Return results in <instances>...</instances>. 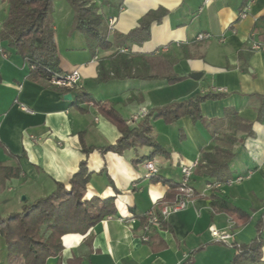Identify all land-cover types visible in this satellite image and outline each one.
Listing matches in <instances>:
<instances>
[{
    "label": "crops",
    "instance_id": "crops-1",
    "mask_svg": "<svg viewBox=\"0 0 264 264\" xmlns=\"http://www.w3.org/2000/svg\"><path fill=\"white\" fill-rule=\"evenodd\" d=\"M90 2L102 19L98 32L111 47L92 53L73 28L74 12L68 3L53 0L62 75L78 70L79 88L96 101L111 103L131 126V119L142 109L182 102L203 92H223V98L200 106L206 123L221 120V125L207 127L188 117L171 125L155 120L151 134L166 154L147 159L148 147L121 154L102 152L118 140L117 129L91 104H81V110L73 108L76 90L63 94L48 82L29 79L23 60L0 42V164L22 170L18 178L0 183V207L14 209L1 210L0 215L18 212L25 202L47 196L55 183L67 184L84 160L91 173L86 196L113 197L116 215L84 235L63 236L61 253L48 258L46 264H231L236 250L256 237L258 220L264 239V113L258 116L264 102V52L251 49L252 43H264V0H254L243 19L239 18L242 0ZM160 8L168 14L151 24L147 42L121 45L118 35H127L144 15ZM7 11V4L0 1V22ZM200 33L212 38L196 41ZM163 48L167 50L157 53ZM120 49L129 52L119 53ZM102 63L109 80L98 82ZM169 71L181 80L169 84L146 78ZM68 93L71 101L63 99ZM226 112L237 115L241 125L249 124V134L230 126ZM80 134L85 145L94 149L88 155L81 152ZM222 135L236 139L231 146V179L247 173L250 177L223 185L215 195L244 212L249 222L212 210L211 192L205 184L215 179L198 168L191 177L193 199L187 207L178 211L163 207L171 201V186L181 180V167L194 161L200 165L201 153H212L214 138ZM147 162L156 169L150 179L144 178ZM161 207L167 229L142 226L139 217ZM213 230L228 231L232 240L215 242ZM261 253L264 262V244ZM0 264H4L1 259Z\"/></svg>",
    "mask_w": 264,
    "mask_h": 264
},
{
    "label": "trees",
    "instance_id": "trees-1",
    "mask_svg": "<svg viewBox=\"0 0 264 264\" xmlns=\"http://www.w3.org/2000/svg\"><path fill=\"white\" fill-rule=\"evenodd\" d=\"M8 6L7 15L0 22V42L13 50L24 62L28 70V78L48 82L52 77L62 75L59 66V54L56 44L54 25L52 21L53 0H0ZM249 0H242V8ZM74 12L73 28L85 39L87 47L92 53L98 49H108L111 43L105 40L98 32L102 19L97 14V7L90 0H66ZM168 14L165 9L150 11L138 23V27L127 35H118L121 45H142L150 39V26L159 22ZM68 74V73H66ZM140 78V76H136ZM147 79H163L169 84L177 83L181 77L172 72L163 75L146 76ZM109 80L108 71L102 64L98 65V82ZM60 92H67L64 88L56 86ZM76 94L71 106L78 110L81 104H91L108 120L118 131L119 138L112 146L102 148V152L121 154L125 150L138 147H148L151 150L147 159L156 154H166L164 149L152 136V122L162 120L166 125H171L180 118L188 117L192 122H202L207 127H218L221 120H210L206 123L200 111V106L206 101L219 100L225 96L223 92L211 91L194 95L182 101L165 104L161 107L145 110V114L132 126L123 119L113 105L107 101H96L82 89H75ZM226 112L229 125L245 129L248 134L250 125H241L240 118ZM264 113V102L258 109V116ZM229 116V117H228ZM216 145L212 153H201V163L198 168L207 177L216 182L226 183L231 179L229 165L233 158L231 146L236 139L233 136L222 135L214 138ZM79 142L81 152L88 155L94 149L87 147L80 134ZM0 146H2L0 144ZM194 170V171H195ZM22 170L19 166L7 167L0 164V183L5 180L16 179ZM91 173L88 171L86 161H81L76 173L67 184L55 183V189L44 197L34 199L22 205L20 211L5 216L0 215V259L4 264H46V260L58 256L62 249V237L68 234L84 235L95 224L108 216L116 215L114 198L101 199L95 196L87 197L86 187ZM180 183L171 186L170 202H165L163 207L172 206L178 196ZM216 190L209 197L210 207L214 212H225L235 215L244 223L249 222V217L241 210L232 207L216 195ZM159 211L153 215L157 219L160 229H167V225ZM150 216L143 214L139 217L142 226H151ZM256 237L249 245L240 246L231 260V264H264L261 248L264 244L262 223L258 220ZM150 237L148 236V241Z\"/></svg>",
    "mask_w": 264,
    "mask_h": 264
},
{
    "label": "built area",
    "instance_id": "built-area-1",
    "mask_svg": "<svg viewBox=\"0 0 264 264\" xmlns=\"http://www.w3.org/2000/svg\"><path fill=\"white\" fill-rule=\"evenodd\" d=\"M253 1L254 0H249L247 2V4L243 7V9L241 10V12L239 14L240 19H243L247 16V11L249 9L250 4ZM110 23H112V20H109V24ZM211 38H212V35H210L208 33H200L195 37V40L196 41H203V40H208ZM221 40H223V39H221ZM251 49L254 51L264 52V43H252ZM166 50H167V48H163L160 51H158L157 53L165 52ZM118 52L119 53H128L129 50L120 49ZM80 78L81 77H80L78 70H74L71 73L61 75L59 77H52L49 82L53 86L61 87V88H64L65 90L69 91V90H75L78 88L79 82L81 80ZM22 110L24 112H28V110L24 107L22 108ZM144 114H145V110L142 109L138 115H136L135 117H133L131 119V122L132 123L136 122ZM197 165H198V162L194 161L188 166L181 167V180L179 182L180 187L178 189L179 196H178L176 202L170 207L171 211L183 210L192 201L193 191L190 187V182H191L192 174H193L195 168L197 167ZM144 167H145L144 178L150 179L156 175V169L151 162L145 163ZM249 177H250V174L247 173L246 175L236 176L233 179L228 180L226 183H219V182H216L215 180H213V181L207 182L205 184V189L207 191L212 192L213 190H218L223 185H231L233 183L239 184V183L243 182L245 179H248ZM163 213H166V210ZM148 215L151 217L149 220L150 224L158 226L157 225V219L153 215V211L149 212ZM211 237L213 238V240L215 242H221V243L222 242L225 243V242L232 240V234L226 230H224V231L213 230V231H211ZM184 258H187V257H184Z\"/></svg>",
    "mask_w": 264,
    "mask_h": 264
},
{
    "label": "water",
    "instance_id": "water-1",
    "mask_svg": "<svg viewBox=\"0 0 264 264\" xmlns=\"http://www.w3.org/2000/svg\"><path fill=\"white\" fill-rule=\"evenodd\" d=\"M195 74H191L190 75V77L191 78H195ZM63 99L65 100V101H71L72 100V95L70 94V93H68V94H66L64 97H63ZM21 200L22 201H24L25 200V197H21Z\"/></svg>",
    "mask_w": 264,
    "mask_h": 264
},
{
    "label": "rangeland",
    "instance_id": "rangeland-1",
    "mask_svg": "<svg viewBox=\"0 0 264 264\" xmlns=\"http://www.w3.org/2000/svg\"><path fill=\"white\" fill-rule=\"evenodd\" d=\"M64 1H66V0H64ZM66 3H67V2H66ZM53 10H55V9H54V7L52 6V13H53ZM51 17H52V15H51ZM52 21H53V20H52ZM21 197H23V195H22ZM29 202H30V201H29ZM29 202L27 201V202H25V203H29ZM25 203H24V204H25ZM1 210H7V212H11V211H13L14 209H13L11 206H10V207L8 206L7 209H5V208H3V207H0V211H1ZM8 210H9V211H8ZM15 210H16V209H15Z\"/></svg>",
    "mask_w": 264,
    "mask_h": 264
}]
</instances>
